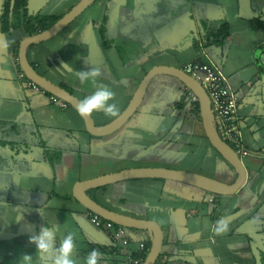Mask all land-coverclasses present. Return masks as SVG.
Returning <instances> with one entry per match:
<instances>
[{
	"label": "crops",
	"instance_id": "crops-1",
	"mask_svg": "<svg viewBox=\"0 0 264 264\" xmlns=\"http://www.w3.org/2000/svg\"><path fill=\"white\" fill-rule=\"evenodd\" d=\"M78 1L30 0L28 11L63 16ZM171 1L177 11L148 34L147 49L136 57L119 53L118 36L126 45L135 41L122 19L118 26L122 15H132L123 7L128 0H97L57 36L32 45L27 60L79 101L95 89L73 73L99 69L97 83L115 92L109 103H117L120 114L154 66L182 70L197 62L218 67L237 95L235 122L247 152L240 158L246 180L235 194L217 196L177 182L139 179L88 195L114 213L159 225L162 247L155 264H264V27L241 17L237 0ZM263 3L251 0V10L262 15ZM217 24L228 31L221 45L209 35ZM25 37L19 31L0 32V41L12 42L0 47V140L7 144L0 147V264H19L23 254L32 255L33 264H49L29 240L56 222L61 232L76 234L77 264H86L93 249L102 253L99 264H123L140 253V245L150 246V231L125 228L129 243L123 247L112 241L111 231L95 227L90 212L74 198L79 182L146 167L192 172L224 184L235 181L234 169L210 145L191 92L179 80L155 76L121 128L91 136L71 106L53 102V96L21 76L18 48ZM186 116L196 118L190 131L180 120ZM91 119L104 126L116 118L98 110ZM188 155L200 162L182 167ZM220 218L229 223V231L214 236L211 226Z\"/></svg>",
	"mask_w": 264,
	"mask_h": 264
},
{
	"label": "water",
	"instance_id": "water-1",
	"mask_svg": "<svg viewBox=\"0 0 264 264\" xmlns=\"http://www.w3.org/2000/svg\"><path fill=\"white\" fill-rule=\"evenodd\" d=\"M97 0H79L67 13L59 18L51 27L33 36H26L19 44L18 64L23 76L33 83L37 88L57 98L63 103L71 106L77 113L76 105L78 99L66 90L55 85L37 73L27 60V50L32 46L48 41L80 16L89 6ZM240 11L244 16L251 13V0H237ZM255 62L258 65V52L255 54ZM158 75H165L179 80L195 97L199 105L200 118L207 140L212 148L234 169L236 179L232 184H224L214 179L186 171L168 169L162 167L131 168L118 173L101 176L89 181L76 184L74 198L90 213L99 216L101 219L112 222L116 226L127 229H140L150 231L152 238L148 253L141 264H155L162 247V231L159 225L153 221L138 220L128 216L114 213L89 197L90 190L100 189L115 183L139 180V179H160L188 185L207 193L217 196H229L235 194L246 180V172L238 154L220 137L214 123L210 109V102L202 86L181 69L154 66L142 79L132 100L112 122L104 126H96L91 116H81L88 134L95 137L109 135L121 128L130 117L136 112L141 103L150 81Z\"/></svg>",
	"mask_w": 264,
	"mask_h": 264
},
{
	"label": "trees",
	"instance_id": "trees-1",
	"mask_svg": "<svg viewBox=\"0 0 264 264\" xmlns=\"http://www.w3.org/2000/svg\"><path fill=\"white\" fill-rule=\"evenodd\" d=\"M30 0H2L1 4V12H0V32L3 34H8L11 32L19 31L22 32L26 36H33L38 33L43 32L44 30L51 27L59 18L62 16H55V15H49L44 16L42 14H30L28 11V4ZM139 1V0H138ZM156 2V10L153 11L151 14L148 11V7H150L146 1L141 3H137V0H128V3H126L128 12L132 11V15H128L129 13H125L121 16L118 26L120 24L121 27V19L122 23L125 24V27H128L129 32L132 34L135 38L134 42H131L130 44L126 45L122 42L121 37L119 38V44H120V54L124 53L128 55V57L132 56H138L143 53L147 49L148 45V34L153 29L158 26L159 24H162V22L166 21V19H170L173 17L172 12H168V16L166 15L165 10L162 8V6H165L164 3L161 2V6L158 5L157 0H154ZM130 2V4H129ZM154 7V4H151ZM151 6V7H152ZM146 10V11H145ZM134 12H137V14H134ZM142 16V17H141ZM167 16V17H166ZM169 16H172L168 18ZM240 16L243 18H246L250 20L252 23L264 27V19L259 18L255 15L253 11H251L250 15L244 16L243 13L240 11ZM158 17L159 19L155 21L154 25H152L151 18ZM106 18L104 19L105 22ZM203 25V24H202ZM205 25V24H204ZM151 29V31H150ZM211 29L209 31V35L212 37L213 43H221L225 37L228 35V31L226 29L225 24L218 25L217 30L212 31ZM102 32V38L104 30L101 29ZM218 37V38H217ZM186 96V94H185ZM195 105V112L196 114L199 113V105L197 100L194 103ZM231 148V144L226 142ZM7 145L6 142L3 140H0V147H3ZM149 245L144 246L143 250H140V253H136L131 258L132 261H137L138 264H141L149 250ZM125 264V261L123 262Z\"/></svg>",
	"mask_w": 264,
	"mask_h": 264
},
{
	"label": "clouds",
	"instance_id": "clouds-1",
	"mask_svg": "<svg viewBox=\"0 0 264 264\" xmlns=\"http://www.w3.org/2000/svg\"><path fill=\"white\" fill-rule=\"evenodd\" d=\"M14 42V41H13ZM9 41H0V47L7 48L10 46ZM73 75L81 84L90 81L94 87L92 94L78 101L76 108L81 116H91L94 111L102 110L105 115L118 118L120 109L117 103H109L115 100V92L107 85L97 83V78L101 75L97 68L87 70H78ZM258 217L253 219V223L258 222ZM214 236H223L229 231V223L225 218H220L211 226ZM60 233V243L57 245V233ZM76 234L71 231L61 232V225L57 222L51 226H44L39 233L30 237L29 242L34 244L36 251L41 256L49 257V264H77L74 258L76 253ZM102 253L96 249L91 250L85 257L86 264H99ZM19 264H33V256L23 254L19 258Z\"/></svg>",
	"mask_w": 264,
	"mask_h": 264
},
{
	"label": "built area",
	"instance_id": "built-area-1",
	"mask_svg": "<svg viewBox=\"0 0 264 264\" xmlns=\"http://www.w3.org/2000/svg\"><path fill=\"white\" fill-rule=\"evenodd\" d=\"M183 72L197 81L208 96L210 109L213 117L214 126L220 137L231 144L232 149L238 154L239 158L245 157L247 152L240 144L239 129L235 122V116L238 106V98L235 92L231 89L228 79L223 75L221 70L211 63L190 62L183 67ZM22 77L23 74H21ZM33 88L38 89L33 83H30ZM192 101H196V97L189 94ZM53 102L58 99L52 97ZM66 105L65 103H62ZM91 223L97 228H103L111 231L112 241L126 247L129 240L126 235V229L121 226H116L112 222L101 219L99 216L88 213ZM140 250L144 249V245L139 246ZM125 264H138L137 261H132L127 258Z\"/></svg>",
	"mask_w": 264,
	"mask_h": 264
},
{
	"label": "rangeland",
	"instance_id": "rangeland-1",
	"mask_svg": "<svg viewBox=\"0 0 264 264\" xmlns=\"http://www.w3.org/2000/svg\"><path fill=\"white\" fill-rule=\"evenodd\" d=\"M2 1V0H1ZM141 1V3H143V2H145L146 1V3L147 2H151V4L153 3L154 4V7L152 6H150V7H148V11L150 12V14L153 12V11H155L156 10V2L154 1V0H137V3H139ZM143 1V2H142ZM165 1H167V2H165ZM163 3L164 4H166L167 3V5H165V6H162V8L165 10V12H166V15L168 16L169 14H168V12L167 11H170V12H172V13H174L175 14V12L177 11V8L176 7H174V9H173V6H172V8H171V4L173 3L171 0H165ZM260 1H263V0H260ZM157 2H158V5H160L161 6V0H157ZM264 4V3H263ZM150 5V4H149ZM179 8H181L180 7V4H179V6H178ZM185 7H186V5H185ZM92 11H89V12H94L93 10H94V7H92V9H91ZM146 11V10H145ZM262 14H264V8L262 9ZM166 16V17H167ZM142 17V16H141ZM170 17H172V16H169L168 18H170ZM159 18L158 17H155V18H151V22H152V25H154V23H155V21L156 20H158ZM156 24V23H155ZM216 27H218V24L216 25ZM126 29H128V27L126 28ZM218 38V37H217ZM224 41V40H223ZM222 41V42H223ZM221 42V43H222ZM221 43H219L220 45H221ZM215 44H217V43H215ZM257 53V52H256ZM255 53V54H256ZM180 120H184L185 121V125H184V129L183 130H192V129H194L193 128V125H194V123H196V118L194 117V116H186L185 118H183L182 119V117H181V119ZM3 140V139H2ZM192 143H193V141H192ZM191 143V148L192 149H196V148H193V147H196V146H194L193 144ZM7 151V150H6ZM3 152H5V150H3L2 151V153ZM155 157H160L158 154L157 155H154ZM169 156V155H168ZM197 157H198V155H196ZM178 157V156H177ZM184 158H185V161L183 162V165H182V167H184V168H190L191 166H192V164H195V162L196 161H198V162H200V160L198 159V160H196V161H194V160H190V158H189V155L187 156V157H185L184 156ZM200 164V163H199Z\"/></svg>",
	"mask_w": 264,
	"mask_h": 264
},
{
	"label": "flooded vegetation",
	"instance_id": "flooded-vegetation-1",
	"mask_svg": "<svg viewBox=\"0 0 264 264\" xmlns=\"http://www.w3.org/2000/svg\"><path fill=\"white\" fill-rule=\"evenodd\" d=\"M250 5H251V2H250ZM251 7V6H250ZM252 11V10H251ZM255 13V12H254ZM256 16H258L259 18H262V19H264V14H262V15H257V14H255Z\"/></svg>",
	"mask_w": 264,
	"mask_h": 264
}]
</instances>
